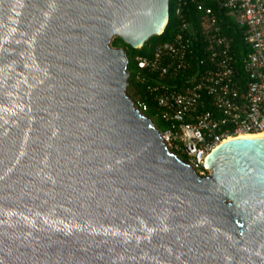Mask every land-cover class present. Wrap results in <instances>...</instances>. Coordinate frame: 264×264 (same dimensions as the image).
Masks as SVG:
<instances>
[{
  "label": "water",
  "instance_id": "1",
  "mask_svg": "<svg viewBox=\"0 0 264 264\" xmlns=\"http://www.w3.org/2000/svg\"><path fill=\"white\" fill-rule=\"evenodd\" d=\"M169 0H0V264H264V134L197 169L127 93Z\"/></svg>",
  "mask_w": 264,
  "mask_h": 264
},
{
  "label": "built area",
  "instance_id": "2",
  "mask_svg": "<svg viewBox=\"0 0 264 264\" xmlns=\"http://www.w3.org/2000/svg\"><path fill=\"white\" fill-rule=\"evenodd\" d=\"M225 16L246 27L245 40L250 46L246 60L248 80L243 91L238 89L235 60L230 40L221 33L216 16L201 2L203 11L202 35L205 39V68L192 77L183 91L166 92L157 97L162 116L170 126L162 137L165 143H174L173 149L193 156L192 166L204 164L206 155L223 139L240 134L264 133V0H215ZM184 0H176L175 15L181 21V30L170 42L157 45L152 58H138V66L166 75L170 70L186 69L190 27L182 18ZM189 34V35H188ZM209 96L215 111L204 110L195 115V121H184L186 114L196 113L202 104V95ZM175 151V152H176ZM177 153V152H176Z\"/></svg>",
  "mask_w": 264,
  "mask_h": 264
},
{
  "label": "trees",
  "instance_id": "3",
  "mask_svg": "<svg viewBox=\"0 0 264 264\" xmlns=\"http://www.w3.org/2000/svg\"><path fill=\"white\" fill-rule=\"evenodd\" d=\"M198 2H201L204 8H210L217 18L221 33L230 40V50L237 70L238 89L243 91L248 80L246 60L251 51L249 44L245 40L246 27L236 24L230 16H225L215 0H184L181 12L182 18L190 24V27L184 31L191 33V35L188 34V37H190V48L188 52L189 65L186 69L170 70L166 75L161 76L148 68L139 67L137 61L138 58L150 60L157 45L170 42L177 33L183 32L181 30V21L175 15L176 0H169V17L163 31L159 35L149 37L140 48H132L118 36L112 40V45L123 48L128 56V95L133 101L136 100L143 106V113L151 118L155 126L162 132L169 128L170 122L162 116V110L157 104V97L166 92L185 90L190 79L206 66L203 52L206 42L202 35L204 12L197 9ZM204 110L213 111L215 115H218L211 98L205 94L202 95V104L198 105L196 113L186 114L184 121L188 123L194 122L195 115ZM176 152L184 160L188 159L187 154L182 150ZM198 169L207 172L203 165H200Z\"/></svg>",
  "mask_w": 264,
  "mask_h": 264
},
{
  "label": "rangeland",
  "instance_id": "4",
  "mask_svg": "<svg viewBox=\"0 0 264 264\" xmlns=\"http://www.w3.org/2000/svg\"><path fill=\"white\" fill-rule=\"evenodd\" d=\"M134 103H135V106L136 107H139L140 109H141V111H143V106H141V104H139L136 100H134ZM163 132H165V131H163ZM171 143V145H172V147H174V143L173 142H170ZM167 146H168V148L170 149V150H172V151H176L175 149H173L171 146H170V144H168V142H167ZM187 156H188V159L186 160L187 162H189L190 164H192V161H193V156L192 155H189V154H187ZM203 167H204V165H203ZM205 168V167H204ZM195 169H197V172L200 174V175H203V174H206V173H208L209 172V170L208 169H206L207 170V172H203V171H201V170H199L198 168H195Z\"/></svg>",
  "mask_w": 264,
  "mask_h": 264
},
{
  "label": "bare ground",
  "instance_id": "5",
  "mask_svg": "<svg viewBox=\"0 0 264 264\" xmlns=\"http://www.w3.org/2000/svg\"><path fill=\"white\" fill-rule=\"evenodd\" d=\"M259 134H264V133H259ZM167 144V143H166Z\"/></svg>",
  "mask_w": 264,
  "mask_h": 264
}]
</instances>
